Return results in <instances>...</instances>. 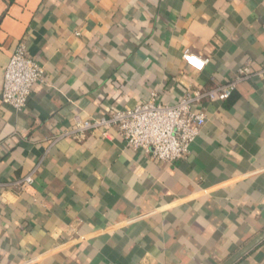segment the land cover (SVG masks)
I'll use <instances>...</instances> for the list:
<instances>
[{
	"label": "crops",
	"instance_id": "obj_1",
	"mask_svg": "<svg viewBox=\"0 0 264 264\" xmlns=\"http://www.w3.org/2000/svg\"><path fill=\"white\" fill-rule=\"evenodd\" d=\"M22 42L46 82L17 113L1 97ZM248 65L230 99L195 107L207 122L186 160L115 132L59 138ZM0 264H264V0H0Z\"/></svg>",
	"mask_w": 264,
	"mask_h": 264
},
{
	"label": "built area",
	"instance_id": "obj_2",
	"mask_svg": "<svg viewBox=\"0 0 264 264\" xmlns=\"http://www.w3.org/2000/svg\"><path fill=\"white\" fill-rule=\"evenodd\" d=\"M186 64L197 72H202L207 60L184 54ZM259 75V74H258ZM253 76L248 66L239 70L234 81L211 89L186 93L176 105L162 103L157 95L133 108L116 110L100 119H74L71 130L59 138L83 139L89 134H99L104 140L114 138V132L128 147L149 155L156 162L172 164L186 160L190 147L206 125L207 117L195 107L202 103L225 102L231 98L239 82ZM46 82V69L28 55L24 42L20 43L10 57L5 69L3 104L17 113L28 105L33 88ZM34 183L33 177H26L19 186L26 188Z\"/></svg>",
	"mask_w": 264,
	"mask_h": 264
}]
</instances>
